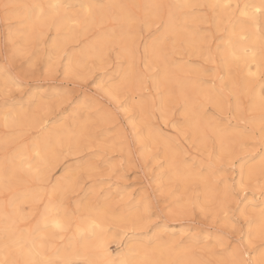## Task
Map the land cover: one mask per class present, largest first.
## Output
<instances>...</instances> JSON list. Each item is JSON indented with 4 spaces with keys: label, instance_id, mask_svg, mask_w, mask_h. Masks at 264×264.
I'll use <instances>...</instances> for the list:
<instances>
[{
    "label": "snow or ice",
    "instance_id": "6c2138e0",
    "mask_svg": "<svg viewBox=\"0 0 264 264\" xmlns=\"http://www.w3.org/2000/svg\"><path fill=\"white\" fill-rule=\"evenodd\" d=\"M3 7L7 16L8 10L17 6L4 4ZM28 7L30 16L35 17L36 21L46 22L48 28L55 26L59 31L66 20L77 28L81 27L88 23L91 9L104 6L81 5L80 8L86 13L83 18L78 15L75 18L70 16L68 13L72 6L68 4L36 3ZM150 7L162 10L166 6L158 4ZM209 7L221 9L229 19L239 9L241 16L249 20L254 22L264 20V0H261L259 5L246 4L242 9L239 5L233 8L229 0ZM157 16L160 17L159 12ZM145 26H150L149 19L129 17L127 24L121 26L122 35L119 38L113 29L110 34L104 35L96 42L91 50L90 64H73L71 61L60 64L54 61L43 72L33 59L35 51L26 48L20 41L21 34L10 28L0 47V59L3 60L0 65V76L3 78L2 88L5 90L3 93L5 127H8L10 119L15 122V115L27 110L23 103L25 97L28 98V106H31L36 95L33 88L39 89V95L45 101L48 111L66 105L63 108L65 112L75 109L74 118L82 117L83 112L88 111L90 115L83 120L85 127L96 114H99L106 123L115 120L112 109L97 108L93 112L92 105L97 93L91 92V88L83 83L90 78L92 86L98 92L103 91L117 101L116 111L125 113L133 111L126 100L120 102L121 95L126 94L133 85L137 91L147 93L149 80L151 87L158 93L168 91L171 96L172 89L168 88V85L173 83V79L168 71V58L164 48L169 39L166 25L150 49L146 47L145 74L136 71L138 49L132 45L135 31L142 30ZM157 31H160V25L157 26ZM257 31L260 32L258 47L243 46L237 50L231 36L224 39L221 63L227 68L230 79L234 66L239 67L242 64L247 69L249 83L256 79L261 82L262 90L256 94L252 89L240 92L233 81L234 91L228 96L229 101L235 97L237 113L258 109L259 127H250L254 122L242 116L237 126L231 123L221 126L218 123L202 127L199 122L190 123L193 144L195 150L200 153V156L196 157L190 156L187 150L181 152L178 147L179 140L176 138L158 132L148 121L144 122L143 127H139L134 117L130 116L129 121L135 129L133 141L139 145V156L133 159L134 150L131 147L133 141H130L128 166L142 171L148 163L154 162V166L149 169L152 175L145 174L143 179L147 183L139 184L131 193L120 194V202L127 203L125 211L119 216L110 204L101 205L96 200H90L84 205L77 204L71 213L72 217L75 220L82 219L83 208L89 213L90 220L87 228H81L77 224L73 237V240L83 248V264H264V28ZM125 33L128 42L122 43ZM113 52L118 56L123 54L128 60L129 70L119 80H113L108 73ZM148 62L158 65L150 74H147ZM49 78L59 80L61 83L54 89L52 86L45 88L40 81ZM66 84L68 86H65ZM77 88L81 89L83 101L76 92ZM183 95L181 92V96ZM174 110H183L187 115L189 110L187 98L185 97L182 102L178 101ZM145 128L148 129L147 136L144 134ZM177 131L185 138L188 137V131L181 129ZM50 147V142L42 144L39 139L32 145L24 144L20 153V163L22 166L26 165V169L22 167L21 170H26L28 175L39 179L47 168L46 152ZM68 147L71 148V144ZM161 151L164 153L163 157ZM241 155L244 158L240 160V179L229 181L228 169L235 168V161ZM141 159L144 163H140ZM123 165L122 159L121 167ZM53 191L55 192V188ZM248 192H252L251 198L242 195ZM257 192L260 194L259 198L256 197ZM234 204L237 205L236 208L233 207ZM43 207L44 211L27 230V234L19 229L6 208L0 213L5 221L3 239L0 241V264H53L52 261L36 257L41 255L40 250L45 247L47 233L59 234L68 230L69 225L64 223V218L69 215V210L63 199L56 202L53 197H49ZM168 218L181 219L185 226L182 227L179 237L172 232L170 238L165 240L167 225L157 221H166ZM242 221L249 227L247 247L244 244ZM130 224L132 227H129ZM146 229L152 232L151 236H148ZM129 232L138 235L130 237ZM129 240H135V244L130 246ZM256 240H259L258 245L255 243ZM112 243L116 244L115 254L109 250ZM197 249H208L217 259L214 262H202L174 259L162 261L153 258L157 251L162 256L164 254L172 256ZM63 264H72V261H64Z\"/></svg>",
    "mask_w": 264,
    "mask_h": 264
},
{
    "label": "rangeland",
    "instance_id": "374dc122",
    "mask_svg": "<svg viewBox=\"0 0 264 264\" xmlns=\"http://www.w3.org/2000/svg\"><path fill=\"white\" fill-rule=\"evenodd\" d=\"M36 1L39 4L50 5L48 3L49 0ZM208 1L209 0H193L190 7L186 9L189 17L185 14L188 18L184 25L188 29L184 31L197 34V39L187 41L183 38L182 31L179 30L181 28H179V31L174 30L168 32L169 39L164 45L168 58V71L170 70L169 73L171 77L179 76L180 80H183L184 77L189 80H198L203 84V86L200 87L202 90L201 93L197 92L198 94L196 93L192 95L186 88L179 91L177 88L179 87L178 82L173 81L174 84L171 83L168 85V88L172 89V95L170 96L168 91L158 93L155 88L151 87V81L149 80V91L147 93L137 91L135 86H132L126 94L121 95L120 102H125L126 100L127 104L133 109V111L125 113L124 111H116L118 108L117 101L103 91L98 92V90L92 86L90 78L83 83H85L86 87L91 88V92L97 93L96 100L92 105L93 112L97 108L112 109L115 113V120L111 123H106L103 120L99 121L101 117L99 114H96L94 115L93 120L85 127L83 120L86 119L90 113L84 111L82 117L74 118L75 109H69L65 112L63 108L66 107V105L56 107L54 111H48L45 101L42 100L39 95V89L33 88V92L36 93L37 96L35 95L36 99H34L31 106H28L27 97L23 100L27 110L22 112V114L24 113L27 115H21V119L20 116L15 115L14 120L16 122H13V119H11L12 125L9 120L8 127H5L3 120V93L5 90L2 88L3 78L0 76V170H3L4 172L5 168H8L9 164L8 159L6 158L11 156L15 151L14 149L23 147L24 144L29 145L32 140H34L35 137H39L45 129H51L50 131L53 133L58 132L57 134L62 133L61 135L64 137H66L64 133L71 131V129L73 132L76 131V129L79 130L77 134L78 136L76 135L78 141L75 140V138H72L73 135L66 139L61 138L62 142H59L55 148L56 155L48 159L47 170L45 169L44 171L45 173L47 172V175H43L41 180L30 179V177L27 176L26 170L22 171L20 169H16L15 171H17V173H14V175L12 174L13 176L9 175V177L7 176L8 178L3 177L0 179V187L2 186L4 189L1 190L2 187L0 188V207L3 209L6 208L7 211L12 209V206L10 205H12L16 197L21 195L20 193L22 192L20 191H23L26 187H36L37 193L42 194V196L37 195L40 197L39 199H37L38 197L35 198L36 200L26 199L22 200V202L19 201L17 204L18 209L20 210L18 227L21 230L24 229L23 231L30 229L35 224L38 216L42 213L41 211L44 209V203L48 201L49 197H51L48 192L50 187L53 186V183L61 181L64 182V186H68V188L67 186H65L66 188L64 187L65 190L62 188L61 191L56 192L53 195V199L56 202L61 199L64 200V203L69 210L70 218L67 217L69 218L68 225H70V227H68V230L62 234L52 233V236L54 237V239H52L54 241L51 239L52 236H49L50 238L48 237V242L50 243L49 246L53 243V247H48L47 250L45 249V251H48L46 252L48 259H46L47 256L44 251L45 257H43L44 259L42 258V260L52 261L53 264H62L60 258L55 257L57 255L55 254L56 252H53L56 251L57 248L60 250L62 247H67L70 238L73 236L72 233L81 220H75L71 215L72 211L76 209L77 204L84 205L90 200H96L101 205L110 204L112 208L116 210L117 216H119L125 211V204L127 203V201L120 202V194L123 193L127 195L128 193H131L139 184L147 183V181L143 179L145 174L149 176L152 175L149 169L154 166V162L148 163L147 167L142 171H137L136 168H129L128 166L129 142L133 141L135 133V129L129 121L130 116L134 117V121L139 127H143L144 122L148 121L158 132L165 136L176 138L179 140L178 147L181 152L187 150L190 153V156L196 157H199L200 153L195 150L193 144V132L189 126L190 123L187 122V120H192V118H195L198 113H204L199 119L201 121L200 126L202 127L206 126L205 124L207 121L219 123L221 126H227L229 123L233 126H237L241 116L254 122L250 127H259V110L237 113L235 97L229 101L228 96L230 92L234 91L233 81H235L239 91L242 93L247 92L248 89H252L254 92L258 90L260 93L262 90L261 82L259 79H256L249 83L246 72L243 71L244 68L242 69V64L239 67L234 66L232 77L230 79L227 68L221 63L222 56L220 52L221 50H219V46L222 44L225 36L230 33V29L236 28L240 22L247 25L250 20L247 17L241 16L239 9L235 11L232 18L229 19V16L225 15L221 9L217 8V10L209 7V5L216 4V2L210 1L208 3ZM76 2L77 1L74 0H72V2L71 0H66L64 3L72 6L69 13L77 11V15L82 18L84 16V11ZM229 2L233 5V8H236V6L239 5L241 9L244 4L249 2V0H229ZM29 3L31 4V0H0V47H2L3 41L10 28L14 32L24 28V20L26 17H24L21 12L23 7L30 5ZM4 4H10L17 7L9 9L8 15L6 16L3 7ZM149 4V0H92V5H103L104 7H96L97 10L96 8L91 9L92 12L91 16L88 17V23L79 28L70 23L71 34L69 33L70 35L65 39L64 46L58 47V50L55 49L53 41L58 40L60 37L63 38L68 32L66 33L63 28H59L58 31L55 26L48 28L46 22H42L43 25L39 28V31L37 32L38 35L37 33H32L25 41H21V43L29 50L35 51L33 59L37 63L41 72H43L44 69L54 61L60 64H67L76 58V62H72L73 64L78 62H83L82 64H90V58H82L81 56L83 49L86 45H89V43H93V41L100 38L103 34H110L113 29L116 30V36L119 38L122 35V33H120L121 14H125L127 20L129 17L147 18L150 21V26H145L142 30L137 29L135 31L134 44L132 45L134 48L138 49L136 71L145 74L146 47L151 45L153 41L159 37L160 33L164 31L163 27L166 25L167 15L175 8H169L167 6L178 5V0H159L158 4L166 6L162 10H157L152 7L149 9L147 8ZM94 10L97 12L95 13ZM81 11H83V14ZM158 12L160 13V17L157 16ZM127 20L125 25L127 24ZM236 22L238 24H236ZM158 25H160L159 32L157 31ZM123 35L124 39L121 42H128L127 36H125L126 33ZM19 38L22 39V36L20 35ZM78 50H80V53ZM76 53L80 55V58ZM86 60L89 61L87 62ZM2 63L3 60L0 59V65H2ZM155 67H158V65L148 62L147 74H150ZM128 70L127 58L123 54L118 56L116 52H113L108 66V73L113 80H119L120 77L123 76V73H126ZM97 75H99V73H97ZM195 76L196 78H194ZM40 83H42L45 88L52 86L54 89L61 83V81L49 78L41 80ZM225 84L227 87H225ZM65 86L68 85L66 84ZM76 92L80 94V100L83 101L84 96L81 89L77 88ZM181 92L184 93L183 96H181ZM38 97H40V99H37ZM185 97L188 101L189 99L192 100L190 101L192 104H189V115L188 112L187 115H185L183 110H174L177 102H182ZM163 100L166 101L165 107L162 106ZM229 104H231V108H229ZM153 108H155V111H153ZM26 122L27 124L25 125ZM30 124L32 125L30 126ZM240 127H244V125H240ZM177 129L188 131V137L185 138L184 135L177 131ZM145 133L146 132L144 131V134ZM74 141L76 142L75 144ZM68 143L71 144V148L68 147ZM61 145H63V147H61ZM131 147L134 150L133 159H135L139 156V145L135 144L133 141ZM163 155L164 153L161 151V157H163ZM243 158V155H241L235 161V168L228 169L227 178L229 181H239L240 160ZM122 159L124 161L123 167H121ZM140 163H144L143 159L140 160ZM6 164L8 165L6 166ZM10 176L11 178L13 177L12 179L15 180V182L10 179ZM138 177L140 179H138ZM8 179H10V181ZM33 180L35 182H33ZM1 181H3L2 183L4 184L6 183L8 187L6 184L3 185ZM9 185L12 188L9 187ZM242 195L251 198L252 192L244 193ZM259 195L260 194L257 192L256 197L259 198ZM242 206L243 205H240V207ZM233 207L236 208L237 205L234 204ZM87 214L88 212L82 208V217H85ZM157 223L167 225V234L164 238H167L168 233H172V231L177 233L183 226H185L183 220L178 218H168L166 221H157ZM242 223L243 231L245 233L244 244L245 247H247L249 227L247 223H244L243 221ZM129 227H132V225L130 224ZM170 229L172 230L170 231ZM146 231L148 230L146 229ZM135 235H138V233L129 232L130 237ZM151 235L152 232L148 231V236ZM179 235H177V237ZM1 237L2 230L0 228V238ZM61 237H63V239H61ZM128 243L130 246L134 245L135 240H129ZM255 243L258 245L259 240H256ZM109 247L110 251L115 254L116 244L112 243ZM249 251H251V249H249ZM187 255V260H199L202 262H214L217 259L208 249H197L187 253ZM153 258L156 260L167 261L174 258V260H178L177 258L179 257L177 254H173L172 256L164 254L162 256L160 252L157 251L153 254ZM67 261H72V264H83V257H71Z\"/></svg>",
    "mask_w": 264,
    "mask_h": 264
},
{
    "label": "bare ground",
    "instance_id": "6f19581e",
    "mask_svg": "<svg viewBox=\"0 0 264 264\" xmlns=\"http://www.w3.org/2000/svg\"><path fill=\"white\" fill-rule=\"evenodd\" d=\"M45 1V0H44ZM66 0H49V4H57V3H64ZM74 1H77L76 3L77 4H79L80 6L81 5H92V0H74ZM112 1V0H111ZM176 1V0H175ZM192 1L193 0H178V5H181L182 7H175L174 8V10H172V11H170L169 13H168V15H167V19H166V26H167V28H168V32L169 31H177L179 28H181V29H179V30H181L182 31V36H183V38L184 39H186L187 41H191V40H196L197 39V34H194V33H192V32H188V31H184V30H187L188 28L187 27H185V23H186V21H187V18L189 17L188 16V12H186L187 10L186 9H188L189 7H190V5H191V3H192ZM216 2V4H222V3H224L225 2V0H209L208 1V3L209 2ZM71 2H72V0H71ZM146 2V1H145ZM37 3V1L36 0H31V4L30 5H33V4H36ZM109 3V2H108ZM149 6L147 7V8H149L150 9V6H152V5H158V3H159V0H149ZM261 3V0H249V2H247L246 4L247 5H259ZM65 4V3H64ZM70 4V3H69ZM75 4V3H74ZM116 4V3H115ZM122 4V3H121ZM132 4V3H131ZM177 4V3H176ZM212 4V3H211ZM246 4H244V5H246ZM29 5V6H30ZM79 5H77V6H79ZM213 5V4H212ZM243 5V6H244ZM79 6V7H80ZM146 6H147V4H146ZM243 6H242V8H243ZM96 8V7H95ZM98 8V7H97ZM97 8H96V10H97ZM241 8V9H242ZM79 9V8H78ZM144 9V8H143ZM83 10V9H82ZM99 10V9H98ZM218 10V9H217ZM84 11V10H83ZM83 11H81V13L83 14ZM100 11V10H99ZM249 11H251V9H249ZM77 12V11H76ZM76 12H70L69 13V15L70 16H73V18H75L76 16H77V13ZM92 12V11H91ZM94 12L96 13L97 11H95L94 10ZM125 12V11H124ZM215 12V11H214ZM78 13H80V12H78ZM80 13V14H81ZM21 14L24 16V17H26L25 18V25L23 26L24 28L23 29H20V30H18V31H16V32H18V33H20L21 34V36H22V39H20V41H25L26 40V38L28 37V36H30L32 33H37L38 31H39V28L41 27V25H43L42 24V22H39V21H36V19H35V17H32V16H30V8L28 7V6H25V7H23V9H22V12H21ZM61 14L63 15V12H61ZM188 16H186V15ZM218 14H219V11H218ZM86 15V13L84 12V16ZM20 16V15H19ZM83 16V17H84ZM82 17V18H83ZM106 18V17H105ZM120 18H121V20H120V27L121 26H124L125 25V23H126V20H127V17H126V15L124 14H121L120 15ZM117 19V18H116ZM245 19V18H244ZM248 20V19H247ZM238 21H239V19H238ZM241 21H243V20H241ZM244 23H245V21H244ZM236 24H238L237 22H236ZM89 26V25H88ZM231 27V26H230ZM57 28V27H56ZM60 28H63V30L64 31H66V33H67V35H65L63 38H59L58 40H56V41H53L54 43H53V45H54V47H55V49L56 50H58V47H61V46H64V43H65V39L67 38V37H69V35L71 34L70 32V21H65L61 26H60ZM164 28V27H163ZM261 28H264V20H256L255 22L254 21H252V20H250V22H249V24H243V22H240V24H238L237 26H236V28H232V29H230L229 30V34L227 35V36H225V38L224 39H227V38H229V36H231V38H232V40L234 41V43H235V45L237 46V50H239V48H241V47H243V46H253V45H255L256 47H258L259 46V43H260V35H259V32L257 31L258 29H261ZM98 29H100V28H98ZM15 30V29H14ZM41 30V29H40ZM178 30V31H179ZM20 31V32H19ZM70 33V34H69ZM120 33H121V31H120ZM234 33V35H232ZM37 35H38V33H37ZM104 35H106V34H103L100 38H96L97 40L96 41H93V43H89V45H86L85 46V48L83 49V51H82V53H81V56H82V58L84 57V58H90V56H91V50H92V48H93V46L96 44V42L98 41V40H100ZM34 36H36V35H34ZM126 36V35H125ZM242 37H247V39H242ZM58 38V37H57ZM176 38V37H175ZM68 40V39H67ZM202 40V39H201ZM31 41V40H30ZM174 42V41H173ZM176 44V43H175ZM194 45V44H193ZM150 46L151 45H149L148 46V48L150 49ZM199 46V45H198ZM219 50H222L223 48H224V44L222 43L220 46H219ZM60 49V48H59ZM61 51V50H60ZM79 51V53H80V50H78ZM221 52V51H220ZM77 54V53H76ZM78 55V54H77ZM71 56V55H70ZM80 55H78V57H79ZM221 56H222V52H221ZM73 57V56H72ZM71 57V58H72ZM80 58V57H79ZM223 58V57H222ZM80 60V59H79ZM87 62L89 61V60H86ZM72 62L73 63H75L76 62V58H74L73 60H72ZM79 63V62H78ZM83 63V62H82ZM86 63V62H85ZM179 65H181V64H179ZM244 67L242 66V69H243ZM192 70V69H191ZM170 71V70H169ZM243 71H245V72H247V69L246 68H244V70ZM125 73H123V75H124ZM178 77V78H177ZM177 77H173L172 79H173V81H177L178 82V85H179V87H177L178 88V90L180 91H182V89L184 88H186V89H188V91L193 95V94H196L197 92H202V90L200 89V87H202L203 86V84L202 83H200L198 80H189V79H185V77L183 78V80L181 79H179L180 77L179 76H177ZM182 78V77H181ZM194 78H196V76L194 77ZM236 79V78H235ZM174 84V83H173ZM134 86V85H133ZM173 86V85H172ZM212 86V85H211ZM171 87V86H170ZM171 89V88H170ZM204 89V88H203ZM37 92V91H36ZM211 93V92H210ZM255 93L256 94H259V91L257 90V91H255ZM198 94V93H197ZM215 95H216V93H215ZM37 96V95H36ZM36 99V98H35ZM37 99H40V97H38ZM39 101V100H38ZM190 101H192L191 99H189V101H188V103L189 104H192ZM28 102V101H27ZM165 100H163L162 101V106L163 107H165ZM38 103V102H37ZM169 103V102H168ZM26 107V106H25ZM170 107V106H169ZM190 107V106H189ZM191 111V110H190ZM203 113V112H202ZM24 114V113H23ZM22 114V112H19L18 114H17V116H20V119L22 118L21 117V115H23ZM200 114V115H199ZM204 114V113H203ZM203 114H201V113H198V115H196V117L195 118H192V120H187V122H189V123H196V122H199V124L201 123V121L199 120L200 118H201V116H203ZM25 115V114H24ZM27 115V114H26ZM25 115V116H26ZM188 115H189V112H188ZM87 117V116H86ZM32 118H33V116H32ZM19 119V118H18ZM34 119V118H33ZM191 119V118H190ZM17 120V119H16ZM26 120H27V118H26ZM99 120V119H98ZM102 119H100L99 121H101ZM146 120V119H145ZM144 120V121H145ZM210 120V119H209ZM250 120V119H249ZM11 119H10V124H11ZM24 121V120H23ZM16 122V121H15ZM27 122H29V121H27ZM27 122L25 123V125L27 124ZM33 122V121H32ZM36 122V121H35ZM206 122V121H205ZM19 123V122H18ZM15 124H17V123H15ZM35 124V123H34ZM43 124V123H42ZM215 124H218V123H216V122H210V121H207L206 122V126H208V125H215ZM12 125V124H11ZM14 125V124H13ZM29 125V124H28ZM32 124H30V126H31ZM36 125V124H35ZM44 125H45V123H44ZM38 126V125H37ZM42 127V126H41ZM73 127V126H72ZM51 128V127H50ZM45 129V128H44ZM52 129H53V127H52ZM70 129V128H69ZM75 129V128H74ZM43 130V129H42ZM41 130V131H42ZM51 130V129H50ZM50 130H47V129H45L44 130V132H42V134L39 136V137H35V138H37V139H39L40 140V142L43 144V143H48V142H50V145H51V147L48 149V151L46 152V156H47V160L48 159H50L51 157H54L55 155H56V146L59 144V142H62V140H61V138L63 139V138H69L70 136H72L73 135V137L72 138H75V140H77L76 139V137L78 136L77 134H78V132H79V130L78 129H76V131H72V129H71V131H67V132H65L64 133V135L66 136V137H64V136H62L61 134H57V133H53L52 131H50ZM59 130V129H58ZM62 130V129H61ZM57 131V130H56ZM146 133H145V135L147 136V134H148V129L147 128H145V130H144ZM77 135V136H76ZM34 138V140H32V142L29 144V145H32L37 139H35ZM72 138H70V139H72ZM69 139V140H70ZM78 141V140H77ZM69 142V141H68ZM70 143V142H69ZM68 143V144H69ZM76 142L74 141V144H75ZM22 146V145H21ZM15 150V151H14ZM11 153V156L9 157V158H6V159H8V164H6V166L8 165V168H5V170H4V172H3V170H0V179H2L3 177H9V175H14V173H17V171H15L16 169H20L21 170V168L22 167H24L25 169H26V165H21V163H20V153L23 151V147H19V148H16V149H14ZM57 157V156H56ZM3 159V158H2ZM5 159V160H6ZM56 159V158H55ZM62 159V158H61ZM1 160V159H0ZM1 162V161H0ZM5 162H7V161H5ZM48 164V163H47ZM5 166V167H6ZM4 167V166H3ZM2 167V168H3ZM1 168V169H2ZM47 170V169H46ZM20 172V171H19ZM19 172H18V174H19ZM45 174L47 175V172L45 173V172H43V175L45 176ZM12 175V176H13ZM15 175H17V174H15ZM42 175V176H43ZM17 176H19V175H17ZM16 176V177H17ZM27 176L28 177H30V179H35V180H41V178H43L42 176L39 178V179H37L36 177H34V176H31V175H28L27 174ZM68 176V175H67ZM7 177V178H8ZM6 178V179H7ZM13 178V177H12ZM11 178V176H10V179L11 180H13ZM65 178V177H64ZM238 178H239V176H238ZM10 179H8L9 181H10ZM29 179V180H30ZM17 180V179H16ZM28 180V181H29ZM44 180H45V178H44ZM69 180H70V178H69ZM14 182H15V180H13ZM3 181H1V183H2ZM5 182V181H4ZM33 182H35L34 180H33ZM38 182V181H37ZM40 182V181H39ZM22 183H23V181H22ZM63 183L64 182H61V181H56L55 183H53V186H51L50 187V190H49V195L51 196V197H53V195L56 193V192H59V191H61L62 190V188L64 189V187L65 186H67V185H63ZM68 183V182H67ZM66 183V184H67ZM3 185H5L4 183H2ZM9 184V183H8ZM69 184V183H68ZM70 185V184H69ZM6 186H7V184H6ZM34 186V185H33ZM2 187V186H1ZM0 187V188H1ZM8 187V186H7ZM9 187H11L10 185H9ZM12 188V187H11ZM23 188H24V186H23ZM27 188V187H26ZM24 188L23 189V191H20V192H22V193H20L21 195H19V197H16V199L13 201V203H12V205H10V206H12L11 208V210H9L8 211V213L11 215V217H12V219H15V221H16V224H17V226H18V219L20 218V210L18 209V203H19V201H21L22 202V200H26V199H35L36 197H38L37 195H41L42 196V194L40 193V194H38L37 193V190H36V187L35 188ZM37 188H38V186H37ZM55 188V192L53 191V189ZM66 188V187H65ZM67 188H68V186H67ZM39 189V188H38ZM1 190H4L3 189V187H2V189ZM18 190V189H17ZM21 190V189H20ZM40 190V189H39ZM38 190V191H39ZM65 190V189H64ZM15 191V190H14ZM42 192V191H41ZM43 193V192H42ZM43 194H45V193H43ZM62 194V193H61ZM18 195V194H17ZM16 195V196H17ZM48 195V194H47ZM9 197V196H8ZM40 197H38L37 199H39ZM48 198V197H47ZM63 198V197H62ZM56 199V198H55ZM36 200V199H35ZM34 200V201H35ZM47 201V200H46ZM45 203H47V202H45ZM8 205V206H9ZM14 205V206H13ZM3 206V205H2ZM20 206H21V204H20ZM20 208V207H19ZM3 208L2 207H0V213H2L3 212ZM82 210V209H81ZM44 211V209L41 211V212H43ZM22 213V212H21ZM22 214H24V213H22ZM88 216H89V213L85 216V217H83L81 220H80V222H79V225H80V227L81 228H87L88 227V224L90 223V220L88 219ZM68 217L70 218V216L68 215ZM67 217V218H68ZM67 218H64V223L65 224H67L68 225V221H69V218H68V220H67ZM38 219H39V216H38ZM9 223H11V220H9ZM70 224V223H69ZM4 227H5V221L3 220V217L2 216H0V228H1V230H2V237L0 238V241H2V239H3V229H4ZM69 227H70V225H69ZM175 227V226H174ZM174 227H171V228H174ZM76 228H77V226L75 227V229H74V232L72 233V237L70 238V240H69V242H68V245H67V247L65 246V247H62L60 250H58L59 248H57V250L56 251H54L53 253H55V254H57L55 257L57 258H60V260L62 261V264H63V262L64 261H67L69 258H71V257H76V256H79V257H83V255H84V252H83V248L79 245V244H77L74 240H73V237L75 236V234H76ZM20 229V228H19ZM21 230V229H20ZM24 230V229H23ZM23 230H21V231H23ZM172 229H170V231H171ZM169 231V232H170ZM23 232H25V234H27V231H23ZM173 232V231H172ZM180 232H181V230H179L176 234L177 235H179L180 234ZM62 234V233H61ZM170 234L171 233H168V235H167V238H164V239H166V240H168L169 238H170ZM49 236H52V233L51 232H49V233H47L46 234V240H45V247L43 248V249H41L40 250V252H41V255L40 256H37L36 258L37 259H40V260H42V258L43 257H45L44 256V254L46 253V252H48V251H45V249L47 250L48 249V247H53V243H51V245L49 246V242H48V237ZM60 236V235H59ZM55 237H56V235H55ZM179 237V236H178ZM50 238V237H49ZM54 239V237L52 236L51 237V239ZM52 239V240H53ZM51 240V241H52ZM54 241V240H53ZM38 246V245H37ZM109 250H110V247H109ZM44 251H45V253H44ZM178 257L179 258H177L178 259V261L179 260H187V258H188V255H187V253H184V252H179L178 254ZM193 255V254H192ZM46 256H47V258L46 259H48V255H47V253H46ZM53 256H54V254H53ZM44 259V258H43ZM81 259V258H80ZM175 259V258H174ZM46 261V260H45Z\"/></svg>",
    "mask_w": 264,
    "mask_h": 264
}]
</instances>
